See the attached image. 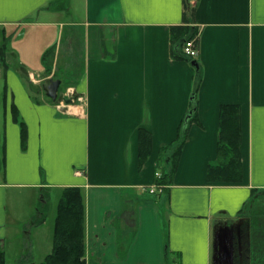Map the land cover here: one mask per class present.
Here are the masks:
<instances>
[{"label":"crops","instance_id":"0c3cea01","mask_svg":"<svg viewBox=\"0 0 264 264\" xmlns=\"http://www.w3.org/2000/svg\"><path fill=\"white\" fill-rule=\"evenodd\" d=\"M53 1L0 0V31L20 30L6 54L15 69L0 70L4 254L10 235L16 264H33L25 241L34 230L39 239L45 222L34 197L78 187L86 264H222L219 229L231 234L229 264H262L264 233L247 211L253 198L264 197V0H81L75 20L63 17L71 0L45 9ZM185 25L197 32L196 69L172 56L181 43H171V28ZM65 75L74 96L61 110L29 93L30 77L62 82ZM222 105L240 109L238 184L207 181ZM192 109L197 122L187 117ZM140 129L151 136L142 165ZM183 135L172 179L159 195L149 194ZM21 194L31 197L27 214L9 221L8 202L18 207ZM53 224L40 264L51 251Z\"/></svg>","mask_w":264,"mask_h":264},{"label":"trees","instance_id":"16d2710c","mask_svg":"<svg viewBox=\"0 0 264 264\" xmlns=\"http://www.w3.org/2000/svg\"><path fill=\"white\" fill-rule=\"evenodd\" d=\"M56 1V0H55ZM49 3L45 9L54 6V2ZM185 13L188 10V4L185 3ZM195 39L197 42V32L194 28L185 26H175L171 28L170 41L180 42V51L174 53L172 56L188 60L189 62H195V59L188 58L182 52L183 45L186 41ZM8 45L3 42L0 45V63L6 66V54ZM51 53V49L47 50L43 55V60L47 55ZM195 64L193 67L195 68ZM196 69V68H195ZM195 88L200 81L199 73L195 72ZM27 88L33 95L41 90L40 87H35L31 82L27 80ZM39 89V90H38ZM37 91V92H36ZM43 92V91H42ZM44 93V92H43ZM195 92L193 93L194 97ZM45 95V94H44ZM49 100V99H48ZM49 102L53 105L52 101ZM192 116V121H196L195 110L189 111L187 117ZM12 119L21 126L22 133L24 135V125L20 120L17 110L13 107ZM197 122V121H196ZM241 138L240 128V109L237 105H222L219 109V131L217 139V156L216 159L208 164L207 167V181L209 183H225V184H238L242 182V164L241 154L239 151ZM185 135L177 140L178 146L173 154L175 158V166L177 164L180 150L182 148ZM139 164L142 165L151 149V136L144 130L139 131ZM172 160V158H171ZM174 166V167H175ZM172 176V172L170 174ZM158 186L165 185L166 177H160L156 179ZM148 189V188H147ZM146 190V189H145ZM146 192L149 193L148 190ZM60 198L56 205V211L54 216V224L52 231V247L48 255H46L41 264H86L85 262V243H84V219H85V206L84 197L81 188L78 187H66L60 192ZM152 195H159L160 192L155 191L149 193ZM44 200V196L42 197ZM42 217L40 222L44 221L43 211H39ZM40 223V224H41ZM0 264H6L5 254L0 245Z\"/></svg>","mask_w":264,"mask_h":264},{"label":"rangeland","instance_id":"374dc122","mask_svg":"<svg viewBox=\"0 0 264 264\" xmlns=\"http://www.w3.org/2000/svg\"><path fill=\"white\" fill-rule=\"evenodd\" d=\"M70 2H72L71 3V9H70L71 13L69 15H67L66 13L63 14V17H65L64 19H70V17L73 20L79 19V10H80V5H81V0H71ZM19 36H20V30L6 29L4 31H0V45L3 42H6V44L11 48V46L17 42ZM5 56L7 57V55H5ZM5 63H6L8 70H14L15 69L13 59L11 58V56H9V59ZM3 65H4L3 63L2 64L0 63V70L1 71H3V70L5 71ZM66 75L62 77L61 86H60L59 92H58V94L61 95L62 98H63V94H65L67 89H68L67 84L65 83L68 81V79L66 78ZM35 79H36V82H31L35 87L41 88V85L46 82V80H42V82H41L42 84H41V83H39L41 81L40 78L35 77ZM2 87H3V81H1V79H0V120L2 119V114H3ZM35 94L36 95L40 94L38 97L45 98V100L49 102L48 98L44 95L42 90H39V92L35 93ZM32 95H33V93H32ZM62 98L57 99V101H58V102L56 101L57 104H59V102L62 101ZM178 142L175 143L176 147L178 146ZM176 147L173 148L174 151H172L173 152L172 155L170 154L171 155L170 158H172V160L170 162L171 167L165 165V159H164L163 163L161 164L164 166L159 169L160 173L162 172V174H164V177H166L168 180L172 179V176H173V175L170 176V174H171V171L174 169V166H175V158L173 157V154L176 151ZM60 194H61L60 190H53L49 193H45L44 194V200L46 202L39 200L38 196H37V198L34 197V202L37 204V208L39 209V211H43V213H44V221L45 222H44L43 229H41L42 236L39 237V239H36V230H34L33 237L29 241H27V240L25 241L26 244H28V247L32 248L33 264H40L39 263L40 259H42V257L45 255L46 251H48L50 248V243H51L50 229H51L52 224H53V219H54V215H55V211H56V205H57V202L60 198ZM28 198H31V197H28L26 194H23V195L21 194L20 200H19L20 206L18 205V207H15L14 202L12 200H9V202H8V204H9V215H8L9 221H11L10 219H17L18 215H20V214L24 215V216L27 214V213L25 214V212L27 210V205L29 207V205L31 204V202L29 201ZM250 202H251V205H249L250 207L248 208L247 213H249V215L252 217L253 222L259 221L260 230L263 231V233H264V197L253 198ZM15 210L19 211L16 216L12 215V213ZM29 210H30V213L32 214V216L34 217V215L36 213L35 212L36 208H33V210H32V206H31L30 209H28V211ZM24 226L25 225H22L21 227H24ZM28 226H29V222H27L26 227L28 228ZM255 226L258 227L257 224H255ZM8 230H9V227H8ZM215 242H216V248L219 250V257L221 259H224V257H225V259L227 258V260L229 258H231V256H232L230 254L231 249L228 248L229 245L231 246V234H229L226 229H219V232L217 233ZM226 243L228 244V246H226ZM14 244H15V242L11 240L10 235L3 241V247H4L5 253H6L5 254L6 255V258H5L6 264H16L17 263V261H16L18 258L17 247ZM260 250L262 252V251H264V248H263V250L262 249H260ZM222 253L225 255L223 256ZM254 253H256V252L254 251ZM255 256L256 255H254V257ZM260 257L261 258H260L259 262L264 264V255H262ZM254 260H255V258H254Z\"/></svg>","mask_w":264,"mask_h":264},{"label":"built area","instance_id":"2783aa9c","mask_svg":"<svg viewBox=\"0 0 264 264\" xmlns=\"http://www.w3.org/2000/svg\"><path fill=\"white\" fill-rule=\"evenodd\" d=\"M182 52L188 58L196 59V57L198 55V45H197V42L195 41V39H191V40L186 41L183 45ZM30 79L32 82H36V79L31 78V77H30ZM73 96H74L73 92L71 91L70 88H68L66 93L63 94L62 101H60L59 104L55 103L58 110H61L63 107H65L67 105L65 103V99L71 100L73 98ZM77 101H82V98L77 97ZM155 177H156V179H160L161 174L157 172V173H155ZM162 189H163V186H158V185L154 184L153 186L148 188V191H149V193H154L155 191L161 192Z\"/></svg>","mask_w":264,"mask_h":264},{"label":"water","instance_id":"95a60500","mask_svg":"<svg viewBox=\"0 0 264 264\" xmlns=\"http://www.w3.org/2000/svg\"><path fill=\"white\" fill-rule=\"evenodd\" d=\"M192 64L194 65L195 62H192ZM195 66L197 67V64H195ZM60 86V79L49 78L44 84L41 85V90L50 101L56 102L58 98H62V96L58 94ZM70 102L71 101L69 99H65V103L67 105L70 104Z\"/></svg>","mask_w":264,"mask_h":264},{"label":"flooded vegetation","instance_id":"af4514ba","mask_svg":"<svg viewBox=\"0 0 264 264\" xmlns=\"http://www.w3.org/2000/svg\"><path fill=\"white\" fill-rule=\"evenodd\" d=\"M226 246H228L227 243H226ZM219 260H220V259H219ZM221 263H222V264H229L227 258H226V259L224 258L223 260H221ZM219 264H220V263H219Z\"/></svg>","mask_w":264,"mask_h":264}]
</instances>
